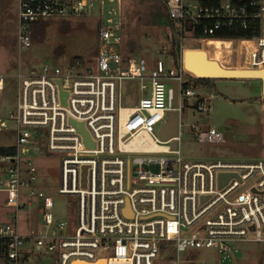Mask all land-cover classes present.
Returning <instances> with one entry per match:
<instances>
[{
	"label": "built area",
	"instance_id": "obj_1",
	"mask_svg": "<svg viewBox=\"0 0 264 264\" xmlns=\"http://www.w3.org/2000/svg\"><path fill=\"white\" fill-rule=\"evenodd\" d=\"M164 5L178 41V67L136 51L123 54L118 20L107 18L96 28L91 65L74 61L69 68L43 65L16 74L15 107L0 122L15 136L13 155H0V209L8 211L0 221L3 264H201L206 249L214 250L216 264H225L234 243L264 247V159H184L178 150L182 110H209L189 80L196 78L182 67L180 49L227 42L220 61L234 65L220 68L264 71V0ZM91 6L89 0H17V50L31 46L32 26L39 21L77 17ZM224 33L231 37L221 38ZM124 82L148 92L122 107ZM2 86L0 74V92ZM120 108L129 111L122 119ZM171 119L170 135L161 139ZM71 122L82 126L91 146ZM190 134L198 144L225 141L212 128L192 125ZM138 135L158 150L121 146ZM50 156L59 158L57 195L68 205L57 222L51 198L35 185L32 163ZM219 175L228 177L220 184ZM26 211L31 215L20 232L18 213Z\"/></svg>",
	"mask_w": 264,
	"mask_h": 264
},
{
	"label": "rangeland",
	"instance_id": "obj_2",
	"mask_svg": "<svg viewBox=\"0 0 264 264\" xmlns=\"http://www.w3.org/2000/svg\"><path fill=\"white\" fill-rule=\"evenodd\" d=\"M164 1V0H163ZM91 9L83 15L71 18H52L44 20L42 25L36 27L37 34H32L31 46L17 53V49H10L9 63L2 67L0 55V74L3 75V86L0 94V122L6 121L9 112L15 107L17 90L16 74L26 75L31 68L40 70L43 65L49 68H69L77 61L81 66L91 65L95 58L96 28L103 24L105 19L117 21L119 26L117 34L121 38L124 52L136 51L148 61L161 59L167 63L169 31L165 23H152L150 16L151 0H89ZM2 7V8H1ZM0 21L8 19L9 11L0 6ZM5 8V9H4ZM2 13L4 15H2ZM6 17V18H5ZM8 23L10 22V18ZM2 24H0V30ZM3 32V30H1ZM40 35V38L37 37ZM12 38L8 43H12ZM16 43V42H15ZM180 49L198 50L204 54L205 61L217 59V64L233 66L220 61L222 45L227 42L211 41L209 47H200L197 44L188 45ZM212 49V50H211ZM206 50V51H204ZM196 77L207 78V74L194 73ZM208 78H212L209 77ZM259 81L238 79L210 80L207 85H197V92L205 99L209 107L206 113H197L191 108H184L181 113L182 136L178 150L184 159L198 160H225L249 161L264 159V123L260 122L259 104L262 107L264 120V96L260 94ZM148 89L140 91L133 82H124L120 88V106L131 107L137 99L145 96ZM129 111L121 113V119ZM168 114H166L167 116ZM166 119V118H165ZM164 119V120H165ZM207 120V121H206ZM158 124L155 127H159ZM194 125L197 129L212 128L219 132L224 142L217 145L198 144L190 134ZM156 134V133H155ZM138 137V136H137ZM15 143L14 132L8 128H0V147H11ZM169 146H173L170 145ZM124 148H140L144 150L158 149L150 143L146 136L134 138ZM38 171L35 185L46 193L52 202L51 213L55 222L65 217L67 201L57 195V179L59 158L50 156L46 159L32 161ZM3 194L0 193V201ZM7 210L0 209V221L7 220ZM31 215L30 211L18 213L19 231H24L23 218ZM264 239V233L261 234ZM230 261L225 264H260L264 263V247L261 243L240 242L232 245ZM201 264H216V255L213 249L203 250L200 254ZM0 264H3L0 256ZM99 264H104L100 262Z\"/></svg>",
	"mask_w": 264,
	"mask_h": 264
},
{
	"label": "water",
	"instance_id": "obj_3",
	"mask_svg": "<svg viewBox=\"0 0 264 264\" xmlns=\"http://www.w3.org/2000/svg\"><path fill=\"white\" fill-rule=\"evenodd\" d=\"M181 64L183 69L188 71L187 69H192L194 73H200V74H224V75H257V78H252L254 80H258L260 84V94L261 96H264V71H236V70H224L220 68L219 65H217L214 62H208L204 59V54L198 50H185L181 54ZM189 72V71H188ZM191 73V72H189ZM194 76V74L192 73ZM196 79H233L231 78H219V77H212V78H204V77H196ZM64 93H61V102H63ZM263 107V106H262ZM71 125L75 127L77 132L81 135L82 140L85 144V146L89 147L91 146L90 141L88 140V137L86 133L84 132L82 126L77 123H72ZM173 128V119H171L168 123H166L161 131H160V137L161 139H164L167 135H170V130ZM82 172H84V169H82ZM83 176V173H82ZM228 176L227 175H219L218 180L221 184ZM103 261H99L97 263H100ZM95 263V264H97ZM42 264H51L50 261H44ZM264 264V263H260Z\"/></svg>",
	"mask_w": 264,
	"mask_h": 264
},
{
	"label": "trees",
	"instance_id": "obj_4",
	"mask_svg": "<svg viewBox=\"0 0 264 264\" xmlns=\"http://www.w3.org/2000/svg\"><path fill=\"white\" fill-rule=\"evenodd\" d=\"M165 1V0H164ZM164 1L163 0H151V7H150V16H151V22L152 23H165L168 26V31H169V48H168V56L170 59V63L173 67H178L179 65V60H180V52H179V47H178V41L176 39L175 36V32L173 29V25L170 21V19L167 16V12H166V8L164 5ZM198 1H202L204 3L210 4V3H214L220 0H198ZM235 2H240L241 0H234ZM44 22L43 21H39L38 23L34 24L32 26L33 27H37L39 25H42ZM33 33V30H32ZM221 38L223 39H227L230 38L231 36L228 34H222L219 35ZM123 54L128 55L130 53H133L132 49L130 52H124ZM192 82V87L193 88H197V85H207V83L210 81L209 79H189ZM260 86V85H259ZM260 90V89H259ZM14 153V148L13 146L11 147H0V155H13Z\"/></svg>",
	"mask_w": 264,
	"mask_h": 264
},
{
	"label": "crops",
	"instance_id": "obj_5",
	"mask_svg": "<svg viewBox=\"0 0 264 264\" xmlns=\"http://www.w3.org/2000/svg\"><path fill=\"white\" fill-rule=\"evenodd\" d=\"M0 6H4L6 9L10 10L9 11V15H8V19H5V21H0V24H2L1 26V30H3V32L0 30V55H6L7 59L6 61L2 59V67L7 65L9 63V58H10V49H14V47L17 49L16 47V43H15V30H16V8H17V0H0ZM2 8V7H1ZM0 10H3L1 9ZM4 8V9H5ZM2 15H4L2 13ZM6 18V17H5ZM10 18V22L8 23V21L6 20H9ZM33 33L34 34H37L38 31H36V27L34 26L33 27ZM32 33V34H33ZM37 37L40 38V35H37ZM12 38V43H8V41ZM17 53H19V51L17 50ZM208 62H214L217 64V59H208ZM5 64V65H4ZM218 65V64H217ZM219 77V76H222V75H210V74H207V77ZM233 77L232 78H244L245 75H232ZM258 76L255 75V77H252V78H257ZM219 78H224V77H219ZM226 78V77H225ZM231 78V77H229ZM245 78H249V77H245ZM251 78V77H250ZM2 91V89H1ZM1 94V92H0ZM263 106V105H262ZM262 106L261 104H259V110H260V113H261V116H260V122L264 123V120H263V115H262ZM127 109H130V108H127ZM123 111H127L126 108H121V113L123 114Z\"/></svg>",
	"mask_w": 264,
	"mask_h": 264
},
{
	"label": "bare ground",
	"instance_id": "obj_6",
	"mask_svg": "<svg viewBox=\"0 0 264 264\" xmlns=\"http://www.w3.org/2000/svg\"><path fill=\"white\" fill-rule=\"evenodd\" d=\"M210 75H214V76H216V75H222V76H219V77H226V78L233 77L232 75H224V74H210ZM256 76H257V75H256ZM245 77H249V78L251 77V78H252V77H255V75H253V76H251V75H245L244 78H245ZM120 117H121V108H120ZM140 136L142 137V136H144V135H138V137H140ZM138 137H135V138H138ZM130 142H131V141H130ZM130 142H129V143H130ZM129 143H128V144H129ZM126 145H127V144H126ZM121 146H125V145H121ZM130 149H133V148H130ZM153 150H158V149H153ZM148 151H151V150H148ZM103 263H104V262H103ZM79 264H86V263H79ZM97 264H99V263H97Z\"/></svg>",
	"mask_w": 264,
	"mask_h": 264
}]
</instances>
